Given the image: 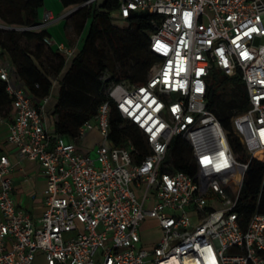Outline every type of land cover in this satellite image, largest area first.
<instances>
[{
  "label": "built area",
  "instance_id": "built-area-1",
  "mask_svg": "<svg viewBox=\"0 0 264 264\" xmlns=\"http://www.w3.org/2000/svg\"><path fill=\"white\" fill-rule=\"evenodd\" d=\"M118 2L117 26H127L133 13L156 16L149 49L158 61L142 84L108 81V101L72 140L46 129L42 102L34 104L0 60L14 111L8 141L46 181L44 210L33 219L14 202L11 164L0 155V264H33L37 253L47 264H264V213L243 225L234 210L247 163L235 158L206 101L212 70L239 75L246 106L231 117V129L248 157L264 162V0ZM53 21L44 10L36 25L16 29L46 30ZM43 42L66 59L73 55L49 36ZM110 103L139 129L146 155L130 141L111 143ZM92 129L100 144L93 154L78 151ZM175 136L190 145L192 175L173 170ZM145 219L160 229L150 247L140 240Z\"/></svg>",
  "mask_w": 264,
  "mask_h": 264
},
{
  "label": "trees",
  "instance_id": "trees-1",
  "mask_svg": "<svg viewBox=\"0 0 264 264\" xmlns=\"http://www.w3.org/2000/svg\"><path fill=\"white\" fill-rule=\"evenodd\" d=\"M60 0L66 19L75 31H83L80 48L69 61L65 77L71 73L86 72L95 81L86 88L91 105L89 111L62 112L55 127V133L72 140L79 127L94 118L99 106L107 102L105 86L108 81L126 80L131 84L146 81L148 71L158 61L149 49V33L155 29L152 23L156 16L148 12L133 13L128 25L113 24L112 18L119 7L118 0ZM43 0H0V50L13 68L15 78L32 100L44 99L51 88V78L56 77L65 66L62 54L44 44L46 30H17V27L38 23V9ZM30 43H33L30 46ZM45 47L51 51L46 54ZM42 57L45 60L43 62ZM38 62V66L35 63ZM118 64V66H117ZM119 67V69L117 68ZM64 77V79H65ZM106 78V79H105ZM94 86V87H93ZM226 94L227 98H224ZM246 91L239 75H225L212 70L207 83L206 101L221 126L227 132V139L235 158L247 163V169L234 210L243 225L254 213H264V162L249 158L240 140L232 132L230 120L246 106ZM36 104L35 101H33ZM11 105L6 84L0 80V114ZM71 126V127H69ZM109 139L114 146H124L130 141L141 155L147 154L146 145L139 129L124 121L114 105L110 103ZM169 155L173 170L195 173L196 164L189 143L181 136L172 138Z\"/></svg>",
  "mask_w": 264,
  "mask_h": 264
},
{
  "label": "crops",
  "instance_id": "crops-1",
  "mask_svg": "<svg viewBox=\"0 0 264 264\" xmlns=\"http://www.w3.org/2000/svg\"><path fill=\"white\" fill-rule=\"evenodd\" d=\"M44 10H49L54 15V21L46 29L48 36L56 42L71 47L73 53L77 51L80 48L84 29L79 32L75 31L72 24L66 19V16L62 17L67 11L63 8L60 0H43V5L38 9L39 18ZM32 44L30 43V46ZM45 51L47 55H50L52 50L45 47ZM62 57L65 66L59 71L56 77L51 78V88L49 94L44 98L45 102L43 103L42 99L33 100L36 103L42 102L44 125L52 133H55V127L59 120L57 109L62 112L90 110L91 99L86 88H90L89 86L92 83L95 85L92 76L86 72L71 73L65 77L69 68V59H66L63 55ZM0 60L3 63H9L3 56L0 57ZM41 60L45 63L43 57ZM35 63L38 66V62L35 61ZM12 76L15 78L14 73H12ZM15 80L18 84L22 83L18 78H15ZM13 113V108L10 105L6 111L0 114L2 119L0 121V155H6L11 164L10 177L14 202L31 218L35 219L44 210L43 191L46 186V181L41 174L39 165L35 161L20 156L15 146L8 141V125L12 121ZM100 142L101 140L97 130H88L81 141L77 143V150L83 153L93 154L95 146L100 144ZM139 233L141 245L144 247H150L160 238V229L156 221L152 219L142 221L139 227ZM33 264H47L46 256L43 253H37L34 257Z\"/></svg>",
  "mask_w": 264,
  "mask_h": 264
},
{
  "label": "rangeland",
  "instance_id": "rangeland-1",
  "mask_svg": "<svg viewBox=\"0 0 264 264\" xmlns=\"http://www.w3.org/2000/svg\"><path fill=\"white\" fill-rule=\"evenodd\" d=\"M137 13H140V12H137ZM117 66H118V64H117ZM118 69H119V67H117ZM150 70L148 71V74H147V77H149V75H150ZM227 95L226 94H224V98L226 99L227 97H226Z\"/></svg>",
  "mask_w": 264,
  "mask_h": 264
}]
</instances>
